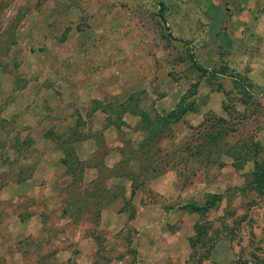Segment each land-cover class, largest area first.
<instances>
[{
    "label": "rangeland",
    "instance_id": "rangeland-1",
    "mask_svg": "<svg viewBox=\"0 0 264 264\" xmlns=\"http://www.w3.org/2000/svg\"><path fill=\"white\" fill-rule=\"evenodd\" d=\"M262 159L264 0H0V264H264Z\"/></svg>",
    "mask_w": 264,
    "mask_h": 264
},
{
    "label": "trees",
    "instance_id": "trees-1",
    "mask_svg": "<svg viewBox=\"0 0 264 264\" xmlns=\"http://www.w3.org/2000/svg\"><path fill=\"white\" fill-rule=\"evenodd\" d=\"M161 6L163 7V4L161 3ZM197 68H200L198 65H196ZM181 111V108L176 112H170L167 117L164 119L159 118L158 121H161L163 125L166 123H169L170 121L175 122L179 117H176ZM183 111V110H182ZM148 139V138H147ZM146 139V140H147ZM66 162V161H65ZM250 181L248 184H246L243 189H249L252 190L254 193H256L259 196H264V159L262 160H255L254 162V168L253 171L250 174ZM222 197L220 195H209L208 200L204 205H197V204H189L181 207V210H184L189 213H195V214H200V215H205L207 213V210L209 207L212 205L215 200H220L221 201ZM194 232H195V237L197 243L204 242L205 238V233H204V228L196 223L194 225ZM202 255V259H206L208 257L207 252L205 251ZM199 259V262H201Z\"/></svg>",
    "mask_w": 264,
    "mask_h": 264
}]
</instances>
